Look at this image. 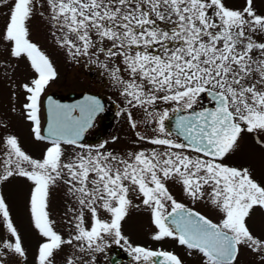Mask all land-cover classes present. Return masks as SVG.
Here are the masks:
<instances>
[{
	"label": "snow or ice",
	"instance_id": "1",
	"mask_svg": "<svg viewBox=\"0 0 264 264\" xmlns=\"http://www.w3.org/2000/svg\"><path fill=\"white\" fill-rule=\"evenodd\" d=\"M46 3L52 27L62 33L52 35L71 59L79 62L84 57L107 70L113 86L120 87V94L133 107L147 111L146 106L158 100L175 107L164 110L156 121L155 131L163 137L139 136L163 151L141 150L124 158L101 151L106 148L104 143L96 148L81 144L83 134L104 111L101 100L90 95L73 105L47 97L49 123L47 136L42 135L41 97L58 74L49 57L29 38L28 22L37 7L34 0L11 3L0 39L9 42L11 56L26 57L35 73L30 83L22 85L27 94L25 114L35 139L49 140L51 146L37 160L22 150L16 137L9 136L0 178L6 181L16 175L33 183L30 213L35 228L46 238L38 249V264H54V253L73 241L81 249L103 251L107 236L118 245L123 241L137 264H183L172 252L133 246L122 234L121 222L131 204L130 188L152 210L157 229L153 240H176L201 253L205 264H236L243 246L257 253L259 264H264V240L255 237L247 225L255 207L264 209V185L253 179L248 168L221 162L239 148L242 133H255L264 147V42L254 39L255 34L264 35V15L257 14L254 0H245L243 9H230L224 0ZM7 4L8 0H0V5ZM116 57L120 65L112 63ZM204 98L211 107H203L200 101ZM170 111L176 114L175 134L184 142L168 138L172 132H165ZM127 115L135 129L132 113ZM62 144L85 150L67 159ZM177 149L181 151H174ZM61 179L92 218L85 228L81 211L76 217V233L69 239L52 228L47 211L49 188ZM173 179L181 182L193 200L207 194L223 213L221 221L213 223L177 202L164 182ZM98 208L109 213L110 219L102 220ZM0 219L14 238L2 247L24 257L21 237L2 195ZM0 264L6 262L0 259ZM67 264L74 262L68 259Z\"/></svg>",
	"mask_w": 264,
	"mask_h": 264
},
{
	"label": "rangeland",
	"instance_id": "2",
	"mask_svg": "<svg viewBox=\"0 0 264 264\" xmlns=\"http://www.w3.org/2000/svg\"><path fill=\"white\" fill-rule=\"evenodd\" d=\"M12 2L14 0H8L7 6L0 5V32L3 31L7 22V12ZM224 2L230 9H243L245 6V0H224ZM34 3L37 7L28 22L29 38L49 57L58 74L57 78L45 89L44 95L49 92L52 93L58 88L69 90L70 88L76 89L89 86L104 96H111L115 99H127L120 94L119 86H113L107 70L96 64H91L84 57L79 58V62H77V60L71 59L64 49L58 46L57 37L62 35V33L58 32L50 23L46 0H34ZM254 7L258 15H264V0H254ZM159 23L160 26L163 25V22ZM53 32H57V37L52 35ZM254 39L258 42H264V35L255 34ZM107 43L105 42V44ZM103 58V55H101V59ZM112 63L120 65V58H114ZM94 69L97 70L98 76L85 74L86 71ZM123 75L127 78L126 73H123ZM34 76L35 73L31 69L27 58L11 56L9 42L0 39V175L3 173V161L6 158L5 141L9 136L16 137L22 150L37 160H42L47 148L51 146L49 140L38 141L35 139L32 131L33 125L25 114L24 105L27 103L25 99L27 94L22 85L30 83ZM98 80L101 81L99 82ZM104 82L107 84L106 87L103 86ZM43 96L41 101H43ZM124 103L126 104L127 102ZM173 107L175 105L158 100L155 105L149 107L147 112H142L143 108L137 109L132 115L137 124L135 129L131 127L128 115L125 114L120 126L123 130L121 132H113L105 140L96 142L94 146L98 147L104 143L106 144V151L124 158H127V154L130 152L136 153L141 150L149 153L153 149L163 151L164 149L161 146L152 145L147 140H140L138 135L146 137L153 135L155 132L150 131L157 129L156 121L159 118V114ZM41 108L42 127L44 119L43 106ZM149 112L152 115H148ZM170 112L173 114L172 111ZM252 143L245 138L239 148L226 160L239 168L250 167L251 170H254L253 173L251 172L253 179L264 185V150L262 147ZM61 147L67 159H71L75 153L85 150L66 144H62ZM164 182L177 202L189 205V198L178 179ZM32 189L33 183L25 177L14 175L6 181L0 178V195L4 197L9 207L10 217L17 228L25 249V256L20 257L2 247L4 242H10L14 238L8 233L6 224L0 219V259H3L6 264H38V249L46 238L35 228L34 219L30 213L29 200ZM133 196V190L130 188L129 200L131 202L138 201ZM166 207H171L170 202L166 203ZM72 209L76 211H72ZM134 209L130 205L127 216L121 222V232L133 246L172 252L182 260L183 264H193L192 259L189 261L186 258L183 246L176 240L165 238L161 241H155L152 239L153 234L157 230H147L142 226V222L148 217V208L138 211ZM217 210L215 207L209 212L216 214ZM47 211L52 228L64 239H69L76 233L75 224L79 222L76 217L81 211L84 217V227L88 228L92 223L90 212L87 209H82L75 197L68 193L67 185L63 183L62 179L49 188ZM98 212L102 220L109 219L110 214L102 208H98ZM129 224H131L130 227L128 226ZM248 227L255 237L264 240V228H254L252 223ZM110 240L114 239L111 236L105 238V242ZM121 244L124 245V242L121 241ZM124 246L127 247V245ZM81 250L85 253L90 251L86 246L81 249L76 241H73L72 245L65 244L62 250L54 253V264H67L68 259L73 260L74 257L79 256Z\"/></svg>",
	"mask_w": 264,
	"mask_h": 264
},
{
	"label": "flooded vegetation",
	"instance_id": "3",
	"mask_svg": "<svg viewBox=\"0 0 264 264\" xmlns=\"http://www.w3.org/2000/svg\"><path fill=\"white\" fill-rule=\"evenodd\" d=\"M85 74L86 75L89 74V76L90 75L98 76L96 69L92 71H86ZM98 81L100 82L101 80H98ZM103 86L106 87L107 84L104 82ZM48 94L52 95L55 99H58L59 101H62V102L69 103L70 105L76 104V102L80 99V97L83 94H89L90 96H94L101 100L102 104L104 105V111L97 116V118L94 121L93 126L84 133V138L82 142H80L81 144L83 143L84 145L91 146L92 148H96L94 146L96 142L100 140H105L113 132H121L123 129H121L120 126H121V121L123 119V116L127 114L128 112H131L133 115L137 109L141 108V107H133L132 105H129L128 103L125 104L124 102H127V99L125 98L115 99V98H112L111 96H108V97L104 96L103 94L99 93L98 91L92 89L89 86H85L83 88H76V89L70 88L69 90H62L61 88H58V90L52 93L51 92L46 93L43 96V101H44L45 96ZM43 101H42V106H43ZM200 103L203 104L204 108H209L212 106L208 98H204L203 100L200 101ZM146 107H147V111H149L150 106H146ZM147 111H145L144 108L142 110V112H147ZM170 113L171 112H169V115L171 117L174 114V112L173 114L172 113L170 114ZM43 114H44V107H43ZM43 123H44V119H43ZM169 131H171V129L169 128L167 121H165V132L167 133ZM150 132H155V133L147 137H153L156 135H160L161 137L164 136V134H159L157 131H154V130ZM139 136L140 135H138V137ZM255 137H256L255 133L253 134L242 133V139L239 140V145L246 138L250 142H253L252 144L262 147L258 143ZM168 138H171L176 142H184L182 138L177 137L173 133ZM262 148L264 150V147ZM106 150L107 148H105V150L101 149V151H106ZM174 151H181V150L177 149ZM233 153L234 151L230 152L221 162L228 166L236 167L234 164H230L232 162H229L228 160H226ZM186 154H189V153H186ZM191 155H195V154H191ZM236 168H239V167H236ZM247 168L250 170V172L253 173L254 170H251V168L248 166ZM180 185H182L181 182H180ZM133 193H134L133 198L137 199L138 201L131 202L132 204L130 205L132 206V208L133 209L135 208L134 209L135 211H138L140 209H146V208L149 209L148 217L146 220L142 222V226L146 228L147 230H157L153 223L152 210L149 207L143 205L142 203L143 197L138 192L133 191ZM188 198H189L190 203L189 205L187 204L185 205L186 208L205 216L207 219L211 220L213 223H219L221 221L223 217V213H221L219 210L216 211L217 212L216 214H211L209 212V210L215 208V206L211 204L210 200L207 197V194L205 195L203 199H200V200H193L190 196H188ZM167 209L168 211H171V207H167ZM250 223H252L254 228H257V229L264 228V209L255 207L253 209V212L250 213V218H248L247 220V225H250ZM128 226L130 227L131 224H129ZM122 245L123 244L121 243L119 245L116 244L114 240L104 242V244L102 245L103 251L90 250L88 252L86 251L85 253L81 250L79 256L73 258V262L74 264H137L134 257L127 250V247H125L124 245L122 246ZM182 248L186 254V258H188L189 261H191L192 259L193 264H205L206 258H204L201 253H198L195 250H190L186 248V246H183ZM236 264H259V255L251 251L250 249L241 246L239 255L237 257Z\"/></svg>",
	"mask_w": 264,
	"mask_h": 264
},
{
	"label": "water",
	"instance_id": "4",
	"mask_svg": "<svg viewBox=\"0 0 264 264\" xmlns=\"http://www.w3.org/2000/svg\"><path fill=\"white\" fill-rule=\"evenodd\" d=\"M49 96L52 97V99H54L56 102H58V103H60V104H63V105H70L69 103L62 102V101H59L58 99H55L52 95H47V96L45 97V100H44V108H45V123H44L43 128H42V135H44V136H47V127H48V123H49V116H48L47 103H46V101H47V97H49ZM85 96H89V94H83V95L80 97V99L76 102V104L79 103V102H81V101L84 99ZM77 115H78V114H77ZM175 116H176V114L174 113V114L170 117V119L167 121V124H168L169 128L171 129V131H172V133H173L174 135H176V134H175V119H174ZM83 138H84V134H83V137H82L81 141L83 140ZM81 141H80V142H81Z\"/></svg>",
	"mask_w": 264,
	"mask_h": 264
}]
</instances>
